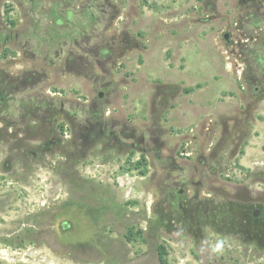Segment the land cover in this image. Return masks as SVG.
Instances as JSON below:
<instances>
[{
    "label": "rangeland",
    "instance_id": "374dc122",
    "mask_svg": "<svg viewBox=\"0 0 264 264\" xmlns=\"http://www.w3.org/2000/svg\"><path fill=\"white\" fill-rule=\"evenodd\" d=\"M35 1L37 7L30 0H0V26L12 30V34L17 32L18 40L28 41L31 52L36 55L31 61L41 66L47 50L49 59L55 49L65 50L71 45L66 36L50 43L51 39L45 33L46 23L50 19L67 21L70 16L50 14L47 10L49 0ZM112 1L116 4L117 17L110 25L108 16L98 14L95 29L117 38L124 36V31L139 47L132 46L116 60L115 67L107 65L110 76L95 68L96 73L111 77L117 89L118 95L109 110L127 116L133 126L142 130L144 125L153 122L151 114L155 113H151L150 101L156 85L166 82L172 86V97L167 99V106L157 123L164 130L162 139L166 142V150L163 154H172L180 164L194 163L200 152L209 156L222 137L223 125L231 131L233 118H237L239 124H244L240 125L243 134L239 143L235 145L232 140H226L218 150L211 176L212 191L203 188L202 194H211L219 201L222 195H231L240 186L247 187L254 195L257 192L263 194L264 165L247 168L239 163L240 156L249 148L247 141L255 135L252 122L257 119V101L262 99L249 94L242 75L246 65L239 52L247 41L244 33L248 26L242 15L247 1ZM73 15L70 21L74 29L75 25L83 27L81 23L87 26V19L78 8ZM77 40L81 42V37L77 36ZM15 41L10 37L8 44L0 47V62L4 58L10 63L29 61L28 57L19 55ZM194 50H199L200 54L188 58ZM188 59L190 65L186 66ZM228 62L231 63L230 70L225 68ZM52 80V83L60 84L59 75H53ZM200 83H204L206 89H197V93L190 96L193 103L197 102L200 129L193 133L188 131L189 136H177L182 130L171 125L166 115L171 114V108L186 104L187 87L183 85L195 88ZM41 85L48 88L45 83ZM67 85L72 88L70 96L83 97L84 94L88 99L93 95L89 80L80 76L69 74ZM156 106H159L158 102ZM207 120L208 131H205ZM192 125H195L194 121ZM187 142L191 143L186 146ZM184 147L188 153H194L189 157L179 155ZM262 147L264 149V145ZM100 151L96 146L89 157L70 168L63 162L62 153H58L53 158V166L37 167L27 178L22 177L21 169L4 172L0 163V264H160V246L165 251L164 264H264V246L248 245L215 228H206L199 242L184 233L159 231L153 234L150 226L157 217L154 202L159 197L156 181L163 175L154 154L133 150L126 154L107 151L105 155ZM65 173L69 182L65 181ZM72 176L85 186H74ZM90 188L108 195L112 201L109 212L118 209L123 220L118 223L106 220L103 226L102 216L96 213L98 222H94L85 212L88 206L82 205L73 211V228L65 232L64 237L70 243L85 240L99 243L101 238L109 236L108 240L113 244L109 253L113 255L89 245L65 247L55 235L53 218L57 211L61 206L77 201L79 196L87 198ZM104 202L107 203V199ZM130 231L132 238L128 240L124 233ZM41 256H45V263Z\"/></svg>",
    "mask_w": 264,
    "mask_h": 264
},
{
    "label": "flooded vegetation",
    "instance_id": "af4514ba",
    "mask_svg": "<svg viewBox=\"0 0 264 264\" xmlns=\"http://www.w3.org/2000/svg\"><path fill=\"white\" fill-rule=\"evenodd\" d=\"M30 1L37 7L35 0ZM115 7L112 0H49L47 10L50 14H69L70 17L67 21L60 22L50 19L46 23L45 33L51 39L50 43L66 36L70 38L71 45L65 50L55 49L53 57L49 59L47 50L43 58L45 62L41 66L31 61L36 55L31 52L28 41L18 40L17 32L12 34V30L0 26V47L4 48L10 37H13L17 40L15 43L19 46V55L29 58L28 62L22 64L10 63L5 58L0 62L2 170L11 172L12 169H21L23 178L31 177L35 168L53 166V158L58 153H62L63 162L70 168L89 157L96 146L105 155L107 151L121 154L133 150L143 154L153 153L163 172L156 181L159 197L154 202V214L157 217L150 226L153 234L159 231L184 233L193 241L199 242L204 237V230L210 227L223 234H232L248 245L264 246V193L257 192L254 195L247 187L240 186L233 194L222 195L219 201L213 199L211 194H202L203 188L212 191L211 176L214 174L218 150L226 140H232L238 145L240 135L243 134V122L239 124L237 118H233L231 131L223 125L222 137L209 156L200 152L194 163L185 161L180 164L172 154H163L166 150V142L162 139L164 130L157 123L160 113L167 106V99L172 97V86L163 83L156 85L150 101L151 113H155L151 114L153 122L151 125H144L142 130L133 126L127 116L109 110L108 107L118 95L117 89L111 77L106 78L104 74L96 73L95 68L110 76L106 66L115 67L116 60L124 56L126 51L132 46L139 47L124 31V36L117 38L115 35L106 36L104 32L95 29L94 24L100 13L104 17L108 16L107 20L111 25L118 14ZM77 8L87 19V26L82 23L83 27L74 24V29L70 20ZM65 25H68L67 29H64ZM89 26H92L91 30H87ZM77 36L81 37V42L77 40ZM92 39L94 41L91 42ZM63 43L65 45L66 40ZM69 74L89 80L93 95L88 99L84 98V94L83 97L70 96L72 88L67 85ZM53 75H59V85L52 83ZM47 82L51 84L48 86ZM42 83L48 88L45 89ZM54 87L57 89H53ZM255 90L262 94L264 86H257ZM157 102L159 106H156ZM204 130L208 131V120ZM193 153L190 151L185 156L189 157ZM172 172L176 174L173 175ZM64 178L69 182L67 173ZM70 178L74 180V186H85L73 176ZM89 190L87 198L82 195L77 201L60 207L53 218L55 235L65 247L83 244L113 255L109 253L113 245L108 240L109 236L101 238L99 243L89 240L70 243L64 237V233L70 228L73 211L79 210L82 205L88 206L85 212L94 222H98L96 213L100 214L103 226L106 220L115 223L123 220L118 209L109 212L112 201L108 195L99 194L97 188ZM104 199L108 202H104ZM131 235V231L124 233L128 240H131ZM108 254H105L106 257H109Z\"/></svg>",
    "mask_w": 264,
    "mask_h": 264
},
{
    "label": "crops",
    "instance_id": "0c3cea01",
    "mask_svg": "<svg viewBox=\"0 0 264 264\" xmlns=\"http://www.w3.org/2000/svg\"><path fill=\"white\" fill-rule=\"evenodd\" d=\"M185 40V39H184ZM169 48V46H168ZM188 52L190 51V48H188ZM200 51L202 50H206V49H202L199 48ZM194 50L193 53L190 54V56L188 58L191 59L192 55L194 54H200V52ZM190 59H188V62L186 64L190 65L189 61ZM210 60V58H208ZM162 64L165 65V62H163ZM185 66V68H186ZM222 66V64H221ZM183 68V69H185ZM225 68L230 70L231 69V63L228 62L225 65ZM181 69V70H183ZM210 78V77H209ZM210 80V79H209ZM212 80V79H211ZM163 84H166V82H163ZM204 83H200L195 85L194 87H190L187 85H183L186 86V100L185 103L183 105H178L176 107L171 108L170 112L171 114H167L166 117L169 121V123H171V125L175 126V128L181 129L182 131L179 132L177 134V136H189V134L187 133L188 131L190 133H193L195 131H197L198 129H200L199 126V114L197 113V106L196 103L192 100H190V96L193 94L197 93V89L198 90H204L206 89V86L203 85ZM196 90V91H195ZM230 90V89H229ZM231 91V90H230ZM193 93V94H191ZM197 101V100H196ZM257 109L255 112V115L257 117L256 121L252 122L253 125V130L255 135L253 136V138L248 142V146L249 148H246V151L240 156L239 159V163L240 165L244 166V167H255V165H264V149L262 147V145H264V99H261L259 101H257ZM211 106H208V108ZM262 117V119H261ZM195 122V125H192V122ZM255 155H257V157H255Z\"/></svg>",
    "mask_w": 264,
    "mask_h": 264
},
{
    "label": "trees",
    "instance_id": "16d2710c",
    "mask_svg": "<svg viewBox=\"0 0 264 264\" xmlns=\"http://www.w3.org/2000/svg\"><path fill=\"white\" fill-rule=\"evenodd\" d=\"M243 17L247 22L244 33L247 41L241 45L240 57L245 59L246 68L242 75L251 96L264 99V92L260 94L255 87L264 86V3L263 0H245ZM247 5V6H246ZM165 251L160 246L159 262L164 264Z\"/></svg>",
    "mask_w": 264,
    "mask_h": 264
},
{
    "label": "built area",
    "instance_id": "2783aa9c",
    "mask_svg": "<svg viewBox=\"0 0 264 264\" xmlns=\"http://www.w3.org/2000/svg\"><path fill=\"white\" fill-rule=\"evenodd\" d=\"M189 143H191V142H187V143H186V146L189 145ZM180 154H181V155H187V154H188V151L186 150V147H184L182 150H180ZM45 259H46L45 256H41V261H42V262L45 263V262H46ZM50 263H51V262H50Z\"/></svg>",
    "mask_w": 264,
    "mask_h": 264
},
{
    "label": "water",
    "instance_id": "95a60500",
    "mask_svg": "<svg viewBox=\"0 0 264 264\" xmlns=\"http://www.w3.org/2000/svg\"><path fill=\"white\" fill-rule=\"evenodd\" d=\"M69 227H70L69 230L73 228L72 222H69Z\"/></svg>",
    "mask_w": 264,
    "mask_h": 264
}]
</instances>
